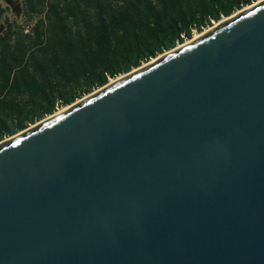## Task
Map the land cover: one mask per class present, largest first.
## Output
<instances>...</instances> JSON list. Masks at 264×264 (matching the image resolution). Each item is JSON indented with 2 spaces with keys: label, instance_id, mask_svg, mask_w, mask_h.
<instances>
[{
  "label": "water",
  "instance_id": "1",
  "mask_svg": "<svg viewBox=\"0 0 264 264\" xmlns=\"http://www.w3.org/2000/svg\"><path fill=\"white\" fill-rule=\"evenodd\" d=\"M0 264H264V0L0 142Z\"/></svg>",
  "mask_w": 264,
  "mask_h": 264
},
{
  "label": "trees",
  "instance_id": "2",
  "mask_svg": "<svg viewBox=\"0 0 264 264\" xmlns=\"http://www.w3.org/2000/svg\"><path fill=\"white\" fill-rule=\"evenodd\" d=\"M253 0H24L0 31V139Z\"/></svg>",
  "mask_w": 264,
  "mask_h": 264
},
{
  "label": "rangeland",
  "instance_id": "3",
  "mask_svg": "<svg viewBox=\"0 0 264 264\" xmlns=\"http://www.w3.org/2000/svg\"><path fill=\"white\" fill-rule=\"evenodd\" d=\"M261 1H262V0H253L249 5L243 6L242 8H240V9L234 11L232 14H235V13H237V12H240V11H242V10H245V9H246L245 7L250 6V5L257 4V3L261 2ZM23 2H24V0H0V31H1L2 28H4V27L7 25V23H10V22H13L14 24H17V25H20V26L24 27L26 30H29L30 26L32 25V22H28V21H26L25 18H24V15H23L22 12H21L22 7H23ZM232 14H230V15H232ZM225 17H228V16H223V17H221V19H219L218 21H212V23H211L210 25L206 26V27H205L204 29H202L201 31H194V33H193V35H192L191 38H186V39H184L183 42L178 43L174 48H177V47L183 45L184 43H186V42L192 40L193 38L197 37V36L200 35L201 33L205 32V31L208 30L209 28H211V27H213L214 25H216L217 23H219L220 21L226 19ZM174 48H172V49H174ZM172 49L165 50L164 52L159 53V54L156 55L155 57H153V58H151V59H149V60H147V61L142 62L139 66H137V67H135V68H132V69H131L130 71H128V72H125V73L119 74L118 76L113 77V78H109V79H108V82H107L105 85H107V84H109L110 82L114 81L115 79H117V78H119V77H121V76H123V75H125V74H127V73H129V72H131V71H134L135 69H137V68H139V67H141V66H143V65H145V64H147V63H149V62H151V61H153L154 59L158 58V57L161 56L162 54H164V53H166V52H168V51H170V50H172ZM105 85H103V86H105ZM100 88H102V86H101V87H98V88L94 89L92 92L87 93V94L83 95L82 97L76 99V100H75L74 102H72L71 104H68V105H65V106H58V107L56 108V110H55L52 114L46 115V116H44L43 118H41L40 120H38V121H36V122H34V123H32V124H29V125H28L25 129H23V130H26V129H28V128H30V127H32V126L38 124L39 122L43 121L44 119L49 118V117H51V116H53V115H55V114L61 112L62 110L66 109L67 107L71 106L72 104H74V103H76V102L82 100L83 98H85V97H87L89 94H91V93H93V92L99 90ZM23 130H21V131H19V132H22ZM19 132L15 133V134H13V135H10V136H6V137H4L3 139H0V142H3V141H5V140H7V139L12 138L13 136H15L16 134H18Z\"/></svg>",
  "mask_w": 264,
  "mask_h": 264
},
{
  "label": "bare ground",
  "instance_id": "4",
  "mask_svg": "<svg viewBox=\"0 0 264 264\" xmlns=\"http://www.w3.org/2000/svg\"><path fill=\"white\" fill-rule=\"evenodd\" d=\"M263 1V0H262ZM255 5V4H254ZM251 6H253V5H250V6H247V7H245L246 9L247 8H250ZM232 15H234V14H232ZM232 15H229L228 17H230V16H232ZM228 17H225V18H228Z\"/></svg>",
  "mask_w": 264,
  "mask_h": 264
}]
</instances>
